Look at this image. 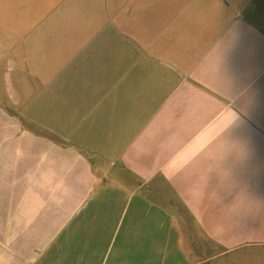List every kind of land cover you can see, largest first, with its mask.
I'll return each mask as SVG.
<instances>
[{
	"label": "crops",
	"instance_id": "crops-1",
	"mask_svg": "<svg viewBox=\"0 0 264 264\" xmlns=\"http://www.w3.org/2000/svg\"><path fill=\"white\" fill-rule=\"evenodd\" d=\"M72 1L0 49V264H145L162 216L183 256L164 188L224 162L205 158L209 138L173 182L147 186L151 163L203 113L230 106L264 128V0Z\"/></svg>",
	"mask_w": 264,
	"mask_h": 264
},
{
	"label": "rangeland",
	"instance_id": "rangeland-1",
	"mask_svg": "<svg viewBox=\"0 0 264 264\" xmlns=\"http://www.w3.org/2000/svg\"><path fill=\"white\" fill-rule=\"evenodd\" d=\"M60 2L0 0V49L15 40L12 36L19 28L38 27L41 12L72 10H67L71 8L72 0ZM53 19L60 20L57 16ZM103 20L101 18V23ZM187 83L178 78L177 92L169 100L174 101L182 94ZM144 100L146 98H132L129 104H142ZM162 101L160 98L154 104L160 105L164 103ZM235 111L229 106L203 113L198 125L181 135L183 142L171 146L161 160L151 163V170L158 168L160 171L147 186L168 179L173 182L174 178L167 175L198 167L192 152L200 142L212 138L214 142L204 146L205 158L211 162L215 159L223 161L225 174L210 178H175L173 190L164 188L170 200L163 198L162 208L174 212L181 222L183 240L178 248L183 247V256L178 251L175 254L177 241L172 237L171 218L162 216L160 229L155 232L159 234L158 238L156 235L145 236V264H264V128L256 127L258 123H254L248 113ZM150 119L151 115L148 117L146 113L145 120ZM129 132L128 139L132 142L134 136L131 133L136 130L129 129ZM229 139L239 141H227ZM240 139L251 141L241 144ZM224 140L225 144H221ZM133 147V144L129 145L128 158L133 156ZM109 161L114 165V172L120 168L133 170L129 159L110 158ZM133 183L127 180V184ZM178 212L182 216H178Z\"/></svg>",
	"mask_w": 264,
	"mask_h": 264
}]
</instances>
